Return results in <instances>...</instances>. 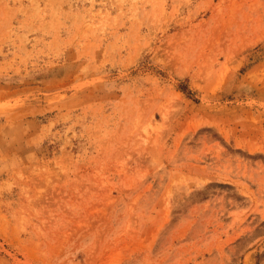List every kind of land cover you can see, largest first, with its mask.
<instances>
[{
  "label": "rangeland",
  "instance_id": "rangeland-1",
  "mask_svg": "<svg viewBox=\"0 0 264 264\" xmlns=\"http://www.w3.org/2000/svg\"><path fill=\"white\" fill-rule=\"evenodd\" d=\"M0 264H264V0H0Z\"/></svg>",
  "mask_w": 264,
  "mask_h": 264
}]
</instances>
